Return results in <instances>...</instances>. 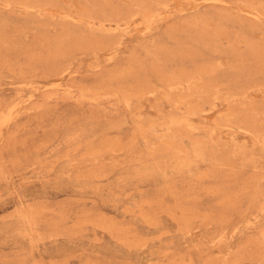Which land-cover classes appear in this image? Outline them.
Returning a JSON list of instances; mask_svg holds the SVG:
<instances>
[{
  "label": "rangeland",
  "instance_id": "1",
  "mask_svg": "<svg viewBox=\"0 0 264 264\" xmlns=\"http://www.w3.org/2000/svg\"><path fill=\"white\" fill-rule=\"evenodd\" d=\"M0 264H264V0H0Z\"/></svg>",
  "mask_w": 264,
  "mask_h": 264
}]
</instances>
